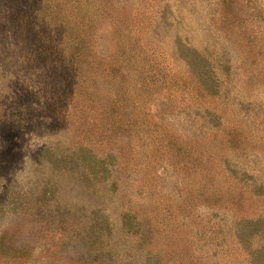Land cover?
<instances>
[{
	"label": "rangeland",
	"instance_id": "rangeland-1",
	"mask_svg": "<svg viewBox=\"0 0 264 264\" xmlns=\"http://www.w3.org/2000/svg\"><path fill=\"white\" fill-rule=\"evenodd\" d=\"M0 264H264V0H0Z\"/></svg>",
	"mask_w": 264,
	"mask_h": 264
}]
</instances>
